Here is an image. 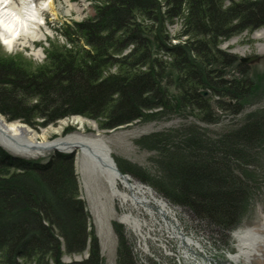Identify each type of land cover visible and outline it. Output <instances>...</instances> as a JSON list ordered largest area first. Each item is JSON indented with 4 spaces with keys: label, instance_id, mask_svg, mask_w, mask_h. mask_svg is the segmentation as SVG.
Segmentation results:
<instances>
[{
    "label": "trees",
    "instance_id": "trees-1",
    "mask_svg": "<svg viewBox=\"0 0 264 264\" xmlns=\"http://www.w3.org/2000/svg\"><path fill=\"white\" fill-rule=\"evenodd\" d=\"M89 1L93 16L60 28L65 41L51 38L42 63L21 53L5 54L0 47V113L9 122L40 129L80 115L108 131L154 114L188 111L215 122L205 89L237 102L231 106L219 99L221 111L239 112L243 102L255 99L259 87L249 64L224 47L264 27V0ZM176 24L181 28L174 35ZM229 72L242 77L227 79ZM221 141L223 159L195 144L184 154L171 153L166 159L171 181L162 187L197 218L229 229L249 188L231 167L249 159L242 146L264 144V118ZM0 153V264H61L62 246L67 254L85 251L93 239L79 201L74 160L57 154L40 172L45 194L27 175L5 174L10 169L2 157L7 156ZM5 218L14 220L5 224ZM30 233L36 235L30 238Z\"/></svg>",
    "mask_w": 264,
    "mask_h": 264
},
{
    "label": "rangeland",
    "instance_id": "rangeland-1",
    "mask_svg": "<svg viewBox=\"0 0 264 264\" xmlns=\"http://www.w3.org/2000/svg\"><path fill=\"white\" fill-rule=\"evenodd\" d=\"M40 1L35 0L36 3ZM93 14L94 4H91L89 0H52V7L44 9L42 12L45 22L40 29L46 33V29L49 30L44 40H31L30 46L25 47L19 44L12 50L6 48L0 41L1 50L9 55L24 54L26 58L30 57L40 64L46 57L45 49L51 38L58 39L60 42L65 41V38L59 33L60 28L81 23ZM180 28L181 24L172 26L171 33L175 35ZM173 43L177 44L179 41L174 40ZM224 48L229 49L230 53L239 59L260 57L257 63L249 64V74L259 89L253 94L254 100L241 104L239 112H226L216 108L217 102L221 98L223 102L231 106L237 105V102L230 98L223 99L221 96H215L210 89H205L207 94L203 96L212 100L214 111L217 114L215 122L201 120L190 111L184 112V114L174 112L154 114L152 117H146L141 121L108 131L102 130L98 122L80 115L64 118L53 126L40 129L21 121L40 134L49 132L48 137L53 140L60 134L65 138V136L76 133L103 138L111 146L112 155L120 171L129 176L132 182H138L153 189L156 196L167 202L175 212L179 229L187 237L193 236L202 242L205 252H202L201 255L194 256L193 251L185 249L181 241L176 239L175 230H171L170 227L174 221L169 215L163 217L156 210V214L152 216L142 208L133 209L129 203L122 205L121 201L116 198H103L100 204L95 201L92 196L93 191H88L84 187L79 174H77L75 169L77 158L74 154L55 151L44 158H20L0 145V151L7 156L6 160H3L2 157V161L10 169V172L5 171V174L16 175L20 178L27 175L33 182L39 183L45 194L47 188L41 183L40 172L45 171L57 154L68 155L74 160L79 201L82 202L84 210L89 216L88 232L92 235L93 240L89 242L90 246L81 253L67 254L65 247L62 246L61 264H81L90 261L92 257L95 258L96 264H179L178 258L182 255L185 256V250L191 254L188 264H199L202 261H207L208 258L215 259L218 264H222L229 253L238 252L239 242L232 237L234 232L241 229H258L263 232L264 144L254 145L255 147L251 148L242 146L244 151L250 153L249 159L244 164H239L238 167H231L234 173L238 175L242 173L240 177L243 176L246 179L249 188L241 205L238 219L229 229L215 227L201 218H197L189 208L187 209L169 198L162 187L171 181L166 165V159L171 153L184 154L189 145L195 144L198 145V148L211 149L216 154L219 153L218 157L223 159L225 155L218 152L221 140L229 134L240 131L250 121L264 118V27L252 35L236 37ZM40 50L43 52L42 55H38ZM226 75V78L230 80L242 77L239 72H229ZM78 117L83 119L82 124L77 119ZM4 118L7 119L5 116ZM198 148L195 149L196 152H198ZM16 160L23 161L24 165L14 164ZM120 189L125 190L123 187ZM131 212L142 223L141 234L134 232L131 227L121 222L123 215ZM19 218L20 216L16 215V219ZM14 219L5 218L3 221L8 224ZM45 225L47 226L46 223ZM33 235L36 234L30 233L29 237L32 238ZM59 241L62 243V240L59 239ZM49 262L54 264L52 261ZM20 263L24 264L23 261ZM257 264H264V257L257 259Z\"/></svg>",
    "mask_w": 264,
    "mask_h": 264
},
{
    "label": "bare ground",
    "instance_id": "bare-ground-1",
    "mask_svg": "<svg viewBox=\"0 0 264 264\" xmlns=\"http://www.w3.org/2000/svg\"><path fill=\"white\" fill-rule=\"evenodd\" d=\"M52 7V0H0V41L6 48L12 50L17 45L28 47L32 41L44 40L49 30L40 29L44 24L42 12ZM40 50L38 55H42ZM82 124L83 119L77 118ZM60 132V130H59ZM49 132L40 134L35 129L22 122H9L0 113V145L17 157L44 158L55 151L74 154L77 158L75 169L79 174L84 187L91 192L99 204L103 198H116L122 205L131 204L133 209H144L152 216L156 210L163 217L168 215L174 221L170 226L175 230V237L181 241L185 249L193 251V255L204 251L203 244L193 236L180 230L175 212L162 199L156 196L153 189L143 186L132 179L120 176L119 167L112 155V148L101 138L85 136L81 133L49 139ZM123 187L125 190H121ZM121 222L131 227L134 232L141 234L142 223L131 212L123 215ZM263 232L258 229H244L233 233V238L239 242L238 252L229 253L222 264H257V259L264 257V227ZM185 256L178 258L179 264H188L191 254L184 252ZM199 264H218L215 259L208 258Z\"/></svg>",
    "mask_w": 264,
    "mask_h": 264
},
{
    "label": "water",
    "instance_id": "water-1",
    "mask_svg": "<svg viewBox=\"0 0 264 264\" xmlns=\"http://www.w3.org/2000/svg\"><path fill=\"white\" fill-rule=\"evenodd\" d=\"M260 60V57L258 56H255V57H247V58H242V59H240V61L242 62V63H245V64H255V63H257L258 61ZM202 94L205 96L206 94H207V92L205 91V92H202ZM20 122V121H19ZM72 157V156H71ZM119 169V168H118ZM119 171H120V169H119ZM119 174H120V176L122 175V177H124V178H127L128 176L127 175H124L121 171L119 172Z\"/></svg>",
    "mask_w": 264,
    "mask_h": 264
}]
</instances>
